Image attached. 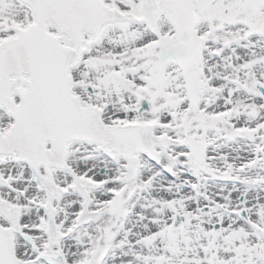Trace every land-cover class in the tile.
<instances>
[{
  "label": "snow or ice",
  "instance_id": "6c2138e0",
  "mask_svg": "<svg viewBox=\"0 0 264 264\" xmlns=\"http://www.w3.org/2000/svg\"><path fill=\"white\" fill-rule=\"evenodd\" d=\"M0 264H264V0H0Z\"/></svg>",
  "mask_w": 264,
  "mask_h": 264
}]
</instances>
